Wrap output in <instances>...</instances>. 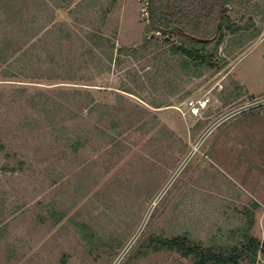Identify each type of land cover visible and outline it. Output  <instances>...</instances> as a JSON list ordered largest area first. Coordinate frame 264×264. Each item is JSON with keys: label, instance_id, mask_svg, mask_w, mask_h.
Masks as SVG:
<instances>
[{"label": "rangeland", "instance_id": "obj_1", "mask_svg": "<svg viewBox=\"0 0 264 264\" xmlns=\"http://www.w3.org/2000/svg\"><path fill=\"white\" fill-rule=\"evenodd\" d=\"M227 15L244 30L197 74L177 38L151 40L147 0H0V264H192L142 255L149 237L264 244V0Z\"/></svg>", "mask_w": 264, "mask_h": 264}, {"label": "trees", "instance_id": "obj_2", "mask_svg": "<svg viewBox=\"0 0 264 264\" xmlns=\"http://www.w3.org/2000/svg\"><path fill=\"white\" fill-rule=\"evenodd\" d=\"M234 1L147 0L148 20L152 25L149 30L153 33L151 40H158L157 33L159 36L169 34L178 41L173 43L170 37L166 40L171 44V52L175 55L180 54L189 61L188 63L186 60L182 67L192 66L197 74L203 68L213 69L218 64L216 54L223 44L226 33L234 34V32L244 30L232 22L227 15V7ZM257 34H260L259 31L254 37ZM103 42L98 47L105 45L115 49L112 40L107 39ZM122 51L123 49H120L119 52ZM110 59L113 60L109 57ZM142 251V255L149 252H176L181 257L190 259L192 264H239L247 259L253 263L256 262L258 254L264 253V244L249 233H245L241 244L235 247L220 244L205 247L187 236L172 239L149 237L142 245Z\"/></svg>", "mask_w": 264, "mask_h": 264}, {"label": "built area", "instance_id": "obj_3", "mask_svg": "<svg viewBox=\"0 0 264 264\" xmlns=\"http://www.w3.org/2000/svg\"><path fill=\"white\" fill-rule=\"evenodd\" d=\"M210 105L211 99L209 97H204L201 99H191L186 102L188 114L192 118H202L204 114L208 112ZM216 129L217 127L214 126L212 129H209L210 131H206L203 140L206 141ZM194 151L197 152L198 149L195 148Z\"/></svg>", "mask_w": 264, "mask_h": 264}]
</instances>
